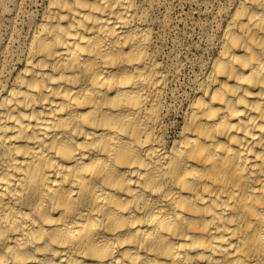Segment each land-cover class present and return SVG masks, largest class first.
Wrapping results in <instances>:
<instances>
[{
    "label": "bare ground",
    "instance_id": "6f19581e",
    "mask_svg": "<svg viewBox=\"0 0 264 264\" xmlns=\"http://www.w3.org/2000/svg\"><path fill=\"white\" fill-rule=\"evenodd\" d=\"M43 2L0 63V264H264V0L172 139L144 1Z\"/></svg>",
    "mask_w": 264,
    "mask_h": 264
},
{
    "label": "rangeland",
    "instance_id": "374dc122",
    "mask_svg": "<svg viewBox=\"0 0 264 264\" xmlns=\"http://www.w3.org/2000/svg\"><path fill=\"white\" fill-rule=\"evenodd\" d=\"M152 29L153 51L170 72L166 100L170 114L163 119L172 139L182 114L216 54V44L227 14L236 0H143ZM43 0H0V63L3 79L18 66L30 22L40 17ZM172 76V77H171ZM1 89V86H0ZM172 95V97L170 96Z\"/></svg>",
    "mask_w": 264,
    "mask_h": 264
}]
</instances>
